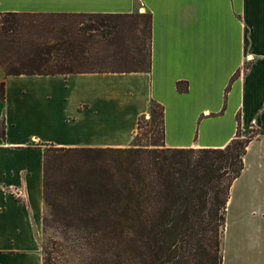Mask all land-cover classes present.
<instances>
[{
    "label": "crops",
    "instance_id": "crops-1",
    "mask_svg": "<svg viewBox=\"0 0 264 264\" xmlns=\"http://www.w3.org/2000/svg\"><path fill=\"white\" fill-rule=\"evenodd\" d=\"M138 12L151 15L148 72L0 69V264H43L44 150L127 148L152 101L163 107L168 148H224L237 120L242 137L253 136L232 188L237 215L226 212L235 243L225 246L223 232L222 264H264V241L249 235L264 231V208L245 213L246 198L264 196V0H0V14Z\"/></svg>",
    "mask_w": 264,
    "mask_h": 264
},
{
    "label": "trees",
    "instance_id": "trees-1",
    "mask_svg": "<svg viewBox=\"0 0 264 264\" xmlns=\"http://www.w3.org/2000/svg\"><path fill=\"white\" fill-rule=\"evenodd\" d=\"M150 43L149 13L0 14L6 76L148 72ZM112 63L122 68L101 69ZM148 113L145 145L143 116L127 148L44 150L42 226L58 238L42 247L43 264L53 254L70 264H222L230 188L253 136L242 137L237 120L224 148H168L163 107L152 101Z\"/></svg>",
    "mask_w": 264,
    "mask_h": 264
},
{
    "label": "rangeland",
    "instance_id": "rangeland-1",
    "mask_svg": "<svg viewBox=\"0 0 264 264\" xmlns=\"http://www.w3.org/2000/svg\"><path fill=\"white\" fill-rule=\"evenodd\" d=\"M139 14H144L143 12H138ZM58 20H51L49 21V23H55ZM56 24V23H55ZM122 65H120L119 63H112L110 65H107L105 67H101V69H105V70H117V69H121ZM151 123V119H150V114L148 113L147 115H145L144 118H142L141 121V130L139 131V135H138V143L141 145H145L147 139L145 138L146 135V130L148 125ZM156 130L160 131L159 126L156 127ZM249 137V136H247ZM245 137V138H247ZM235 182V181H234ZM234 182L230 188V193H229V201L227 203V217L230 220H233L236 215H237V202H238V192H237V188L235 187L233 190V186H234ZM246 202L248 203V208L245 211V213H249L250 215H254L255 218L260 217L261 214L258 213L259 207H263L264 208V196H259L257 198H246ZM252 210H255L254 213H251ZM224 235H223V240H224V244L225 246L229 245L233 246V244L235 243V239H234V232L233 227H231V229L226 230V223H225V228H224ZM249 235L256 240L259 241H264V231L261 230L260 226H255L250 232ZM58 235L57 233L52 230V229H47L46 232L43 231V226H42V247H44V245L46 244V242L48 241H53L54 239H57ZM226 253V252H224ZM53 257H56V261H54V264H70L67 263L66 260L64 259L63 256H59L56 254H53ZM67 260H69V256L67 257Z\"/></svg>",
    "mask_w": 264,
    "mask_h": 264
}]
</instances>
